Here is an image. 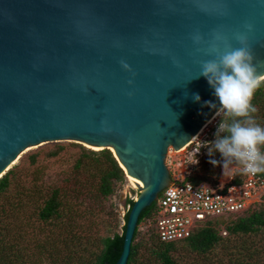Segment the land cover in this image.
Returning <instances> with one entry per match:
<instances>
[{
	"label": "water",
	"instance_id": "obj_1",
	"mask_svg": "<svg viewBox=\"0 0 264 264\" xmlns=\"http://www.w3.org/2000/svg\"><path fill=\"white\" fill-rule=\"evenodd\" d=\"M197 30L234 47L246 32L264 73V0H0V178L29 146L112 147L143 182L114 264L127 263L139 215L171 182L168 150L219 111Z\"/></svg>",
	"mask_w": 264,
	"mask_h": 264
},
{
	"label": "trees",
	"instance_id": "obj_2",
	"mask_svg": "<svg viewBox=\"0 0 264 264\" xmlns=\"http://www.w3.org/2000/svg\"><path fill=\"white\" fill-rule=\"evenodd\" d=\"M252 103L258 108V112L255 114L257 121L264 124V84L256 90ZM216 131L217 129L214 130V128L206 131L203 144L199 149L202 153L197 155L199 156V161L192 166V172L188 177V180L194 183L208 181L212 185H216L219 180V168L224 165V158L218 151H210L213 150L211 142L216 138ZM55 153L56 151L52 152V155ZM34 158V155L30 157L31 160H34ZM212 161H218L219 163L214 164ZM90 165L96 168L95 172H91L90 175L97 178L95 189L101 197H107L112 194L116 186L124 180L125 175L127 177L126 171L119 165L111 150L107 148L84 150L74 162L72 168L74 178H81V173L87 171ZM231 165L237 168L233 181H240L243 174L240 170L241 166ZM260 174L264 177V173ZM16 177L15 171L13 172L10 169L0 178V264H20L26 261L25 249L20 244V241L22 237L25 239L27 233L30 236L27 229L31 227L34 218L43 227L48 225L55 226L64 217H67L68 222H73L74 217L71 216L79 215L80 213L78 212V207H76V200L68 199L66 195L62 194L61 188H52L47 196L37 203L35 201L40 196L38 187L36 185L28 187L20 179L16 180ZM37 181L39 180L37 179ZM83 182L84 180L77 183L79 188ZM23 186L29 189L26 190ZM262 197V200H264V193ZM32 200L34 201L31 202ZM133 202L134 200L131 198H126V206L129 205V209ZM30 205H35L33 215H23L21 218L15 219L17 213L25 214L24 211ZM155 205L156 200L145 207L139 215L126 264H178L173 256V251L180 243L186 244L204 259V254L214 251L218 246L222 250H229V253L235 247L239 252L237 253L238 255L230 257V264H264V260L258 256L261 254L262 247H256L254 240L249 242L245 240V236L248 233L251 234L250 237H254L256 233L264 231V207L255 209L252 206L243 211L242 214H232L225 216L226 218L218 216L207 219L196 227L187 238L163 242L159 240L153 223L144 229H139L141 222L153 219ZM77 206L80 207L79 204ZM129 209L124 213V224L121 233L113 232L100 239L92 236L82 237L77 233V235L73 233L66 237L65 240L68 243L64 242L66 244V253L63 254L64 257L61 255L64 263L72 264L75 258L80 264H114L122 251ZM95 214L97 218L104 215L103 212H96ZM221 222L224 223V229L227 232L226 236L221 235L220 229H218ZM40 233L43 237L44 233ZM48 234L50 232L46 234L45 239L36 242L34 255H40L45 251L52 252L53 256L50 259L56 264L58 246L56 243L52 244L53 240L51 236H47ZM31 237L35 239L36 235L34 234ZM92 243L96 246L94 250L90 248ZM69 244L71 246V255L69 254L70 251H67ZM18 261L20 262L18 263ZM220 264L227 263L220 260Z\"/></svg>",
	"mask_w": 264,
	"mask_h": 264
},
{
	"label": "rangeland",
	"instance_id": "obj_3",
	"mask_svg": "<svg viewBox=\"0 0 264 264\" xmlns=\"http://www.w3.org/2000/svg\"><path fill=\"white\" fill-rule=\"evenodd\" d=\"M222 118H224V114H218L209 124L206 125L204 130L199 135H197L198 137L185 147V149L180 148L182 150L177 151L170 148L175 162H179V160L183 161L185 159L186 162H183V167L188 166L191 168L192 164L189 162V160L192 159L191 156H194L193 152H195V154L202 153L199 150L200 147H198L201 144L199 138L204 132H206V129L209 130L214 128V130H216ZM197 141H199V144L196 143ZM84 150L96 149L74 140L49 141L31 148V150L22 154L17 162L11 166L10 169H12L13 172L15 171L17 175L16 180L20 179L28 187H32L33 185L38 187L40 196L35 202L39 203L47 196L52 188L59 187L62 190V194L66 195L68 199L76 200V207H78V212H80L79 215L75 214L74 216H71L74 217L73 222H68L66 219L67 217H64V219L59 220L55 226L48 225L43 227L39 225L37 220L34 218L31 227L27 229L30 236L27 233L25 239L22 237L20 241V244L25 249L24 255L26 254V261L24 260L25 262L20 264H55L50 259V257L52 258L53 256L52 252L45 251L40 255H34L36 250V242L45 239L48 232H50V234L47 236H51L53 240L52 244L56 243L58 246L56 264H65L62 258L64 257L63 254L66 253V244H68L65 238L69 235H72L73 233H77L82 237L92 236L93 238L100 239L103 236L113 232H122L124 213L127 211L126 197H137L139 190L137 186L131 185L129 177H126L125 175L124 180L119 183L118 186H116L112 194L107 197L99 196L95 189L97 178H94L92 175H90L91 172H95L96 170V168H94L92 165H90V168L87 171L81 173V178L75 179L72 168L76 158ZM55 151L56 153L52 155V152ZM33 155L35 158L34 160H31L30 157ZM231 171L236 173V166L227 165L225 174L224 165H222L219 168V179H222L223 181L227 180L230 176L229 174H231ZM37 179L39 181H37ZM82 180H84V182L79 188L77 183L82 182ZM23 187L26 190L29 189L25 186ZM262 199L263 197L261 196L260 200L254 204L253 207L255 209L264 207V200ZM33 201L34 200L31 202ZM77 204H79L80 207L77 206ZM34 206L35 205L28 206V209L24 211L25 214L17 213L15 219L21 218L23 215H33L35 212ZM92 209L93 211L91 212ZM96 212H103L104 215L97 218L95 214ZM237 214H242V212ZM223 218L226 217L224 216ZM218 229H220L221 235L226 236L227 232L224 229L223 222L219 224ZM40 232L44 233L43 237ZM262 233H264V231ZM262 233L258 232L254 235V237H250L251 234L248 233V235L245 236V240H247V242L254 240L256 247H262L261 254L258 256L260 259L264 260V234ZM34 234L36 235L35 239L31 237ZM90 246L92 250L96 249L94 243H92ZM252 247L254 246L252 245ZM67 251H70V255L72 254L70 244ZM238 252L239 250L235 247L229 253V250H222V248L218 246L216 249H214V251L204 254V259L201 258L202 256H198L186 244L180 243L173 251V256L177 260L178 264H220V260L230 264V257L238 255ZM19 262L20 261H18V263ZM72 262V264H80V262H78V260L75 258Z\"/></svg>",
	"mask_w": 264,
	"mask_h": 264
},
{
	"label": "clouds",
	"instance_id": "obj_4",
	"mask_svg": "<svg viewBox=\"0 0 264 264\" xmlns=\"http://www.w3.org/2000/svg\"><path fill=\"white\" fill-rule=\"evenodd\" d=\"M244 27L251 31L253 25L246 23ZM191 39L198 46L197 51L213 57L200 61V75L206 77L214 88L220 105L218 114H224L210 151H218L224 158L225 174L226 166L231 164L242 166L245 174L264 173V124L257 121L258 108L252 103L256 90L264 84V73L259 72L247 33H235L240 47H234L225 36L215 31L211 39H206L197 30ZM121 63L135 76L129 64ZM128 82L134 83L131 79ZM195 99H200L198 94ZM206 103L215 107L212 101Z\"/></svg>",
	"mask_w": 264,
	"mask_h": 264
},
{
	"label": "built area",
	"instance_id": "obj_5",
	"mask_svg": "<svg viewBox=\"0 0 264 264\" xmlns=\"http://www.w3.org/2000/svg\"><path fill=\"white\" fill-rule=\"evenodd\" d=\"M205 136L206 132L199 138L201 144L198 147H201ZM199 141L196 143L199 144ZM190 143L192 141L186 144L184 149ZM171 152L169 149L165 159L171 182L156 198L153 219L144 220L139 225V229H144L153 223L160 241L185 239L207 219L246 211L254 206L264 193V177L260 173L245 174L242 166L240 181H233L235 172L231 171L227 180L219 179L216 185L208 181L194 183L188 180L192 167H183L185 159L175 162ZM193 153L194 156L189 160L192 166L196 164L193 161H199V153ZM128 198L135 200L136 196Z\"/></svg>",
	"mask_w": 264,
	"mask_h": 264
},
{
	"label": "bare ground",
	"instance_id": "obj_6",
	"mask_svg": "<svg viewBox=\"0 0 264 264\" xmlns=\"http://www.w3.org/2000/svg\"><path fill=\"white\" fill-rule=\"evenodd\" d=\"M218 113H219V111H217V112H215L214 113V115L208 120V121H206L202 126H201V128L199 129V131H198V133L196 134V135H194V136H192V138L190 139V141H188V143L189 142H191V141H193V140H195L198 136L197 135H199L203 130H204V128L206 127V125L207 124H209L217 115H218ZM188 143H186V144H188ZM185 144V145H186ZM85 145H87V144H85ZM88 146H90V145H88ZM35 146H29V147H27V148H25L20 154H19V156H17L11 163H10V167L13 165V164H15L16 162H17V160L22 156V154H24L25 152H27V151H29V150H31V148H34ZM91 148H93V149H96V150H99L101 147H97V146H91ZM182 149L184 148V146L183 147H181ZM111 150L113 151V148L111 147ZM179 150H181V149H179ZM121 165V164H120ZM122 167H123V169L126 171V169H125V167L123 166V165H121ZM127 174V173H126ZM127 176L129 177V181H130V183H131V185H133V186H137V185H139V186H143V182H141L139 179H137L136 177H134V176H132V175H129V174H127Z\"/></svg>",
	"mask_w": 264,
	"mask_h": 264
}]
</instances>
